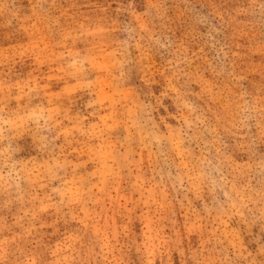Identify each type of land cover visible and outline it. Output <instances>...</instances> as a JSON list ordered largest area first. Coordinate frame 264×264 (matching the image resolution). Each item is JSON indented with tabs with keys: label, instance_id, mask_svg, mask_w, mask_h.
<instances>
[{
	"label": "rangeland",
	"instance_id": "1",
	"mask_svg": "<svg viewBox=\"0 0 264 264\" xmlns=\"http://www.w3.org/2000/svg\"><path fill=\"white\" fill-rule=\"evenodd\" d=\"M0 264H264V0H0Z\"/></svg>",
	"mask_w": 264,
	"mask_h": 264
}]
</instances>
